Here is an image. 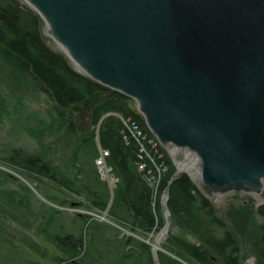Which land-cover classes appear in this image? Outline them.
Here are the masks:
<instances>
[{
	"label": "water",
	"instance_id": "1",
	"mask_svg": "<svg viewBox=\"0 0 264 264\" xmlns=\"http://www.w3.org/2000/svg\"><path fill=\"white\" fill-rule=\"evenodd\" d=\"M25 1L84 73L134 98L161 143L192 155L204 192L254 193L264 216V0ZM175 165L168 184L188 172Z\"/></svg>",
	"mask_w": 264,
	"mask_h": 264
},
{
	"label": "trees",
	"instance_id": "2",
	"mask_svg": "<svg viewBox=\"0 0 264 264\" xmlns=\"http://www.w3.org/2000/svg\"><path fill=\"white\" fill-rule=\"evenodd\" d=\"M43 26L41 15L26 1L0 0V58L30 76L48 93L56 116L76 140L74 160L79 151H83L84 167H80V171L86 172L78 183L77 176H69L60 170L42 152L23 147H11L8 158L27 174L46 176L68 184L74 190L78 183L85 188L93 206L105 208L111 198L108 185L94 176L91 140L98 129L101 144L109 149L108 164L119 177L112 193V215L145 233L159 229L163 223L152 206V187L138 167L139 145L134 138L128 142L124 138L126 127L121 116L138 121L144 132L153 135L134 106V99L76 69L65 53L48 43ZM159 150L164 153L162 159L168 163V170L159 185L157 207L161 205V193L168 189L171 222L176 221L184 230L183 233L167 231L162 246L175 256L168 257L158 249L161 264H244L243 255L248 254L250 248L257 264H264V219L258 215L254 198L249 197L239 205L231 203L224 213H220L212 197L187 172H180L168 184L175 167L163 147ZM94 182H97L96 186ZM77 214L79 223H84L83 219L88 215ZM79 227L77 223L70 229L53 233L56 243L69 253H79L86 241L82 230L77 229ZM186 233L195 239H190ZM135 242L139 249L150 254L151 260L154 259L150 245ZM245 247L248 252L244 251ZM118 252L122 255V264H127L129 252L124 247ZM57 259L64 261L62 256Z\"/></svg>",
	"mask_w": 264,
	"mask_h": 264
},
{
	"label": "rangeland",
	"instance_id": "3",
	"mask_svg": "<svg viewBox=\"0 0 264 264\" xmlns=\"http://www.w3.org/2000/svg\"><path fill=\"white\" fill-rule=\"evenodd\" d=\"M43 33L54 49L65 53L57 40L49 34L45 21ZM67 57L76 69L82 71L68 55ZM133 104L137 108L135 99ZM121 118L125 119L122 116ZM75 141L74 136L66 130L63 121L56 116L48 93L40 89L30 76L17 71L0 58V264H72V262L75 264H122V255L118 252L120 247H124L130 254L125 260L127 264H156L155 259H150L147 251L138 248L135 244L136 240L146 242L151 250L156 245L168 257H174L175 255L162 246L167 236V232L162 235V227L166 221L165 210L163 212L161 205L157 207L156 203L159 185L168 170V163L162 159L164 153L158 151L160 147H163L176 170L171 153L173 146L163 144L159 139L155 146L151 142L152 159L147 156L146 168L139 167L140 159L137 154L138 167L144 172V177L153 190L152 206L163 223L159 229L145 233L133 229L129 222L112 215L110 209L112 193L119 177L113 172L118 180L115 183L110 181L109 175L103 173L97 162L102 150L109 151L101 144L98 129L91 140L94 152V176L108 185L111 198L105 208L93 206L85 188L78 184L82 177L84 178L86 171H80V167H84L82 149L78 157L75 160L73 158ZM11 147H23L42 152L60 170L62 169L69 176L78 177V183L74 185L75 190L68 184L64 185L46 176L22 172L8 158ZM176 149H178L176 157L179 160L192 159L183 149ZM155 161L158 164L155 165ZM106 162L109 163L108 156ZM192 169L199 171L197 162L194 161ZM187 171L195 183L203 189L200 179H194L193 173ZM94 185L96 186L97 182H94ZM209 195L220 213H224L231 203L239 205L249 197L254 198L255 208L262 200L258 195L243 190L211 192ZM79 212L88 215L87 218H82L84 223H79L77 214ZM258 215L264 219V216ZM169 221L170 231L172 229L174 232L183 233L184 230L176 221L171 222L170 215ZM77 223L80 224L77 229L82 230L86 241L80 252L73 254L56 243L53 233L70 229ZM186 235L190 239H195L192 234L186 233ZM244 251L248 252V248L245 247ZM58 256H62L64 261L59 262ZM243 256L244 264H257V258L252 254L251 248L248 254ZM181 261L186 263L184 260Z\"/></svg>",
	"mask_w": 264,
	"mask_h": 264
},
{
	"label": "built area",
	"instance_id": "4",
	"mask_svg": "<svg viewBox=\"0 0 264 264\" xmlns=\"http://www.w3.org/2000/svg\"><path fill=\"white\" fill-rule=\"evenodd\" d=\"M124 123L126 126V130L124 131V138L128 142L131 138H134L137 143L139 144V152L138 156L140 159L139 167L140 168H146L147 167V160H145L148 157H151L150 154V143L152 142L154 146L156 145V142H158V138L155 135H149L142 129L141 125L138 123V121L127 118L124 119ZM109 151L108 150H102L99 158L97 159L98 164H100V167L105 175H109L110 181L115 183L118 180V177L113 174V167L111 165H108L106 162V157L108 156ZM144 160V161H143ZM156 165V161L154 162ZM158 164V163H157ZM160 165V164H159ZM160 168V166H157ZM154 177V176H153Z\"/></svg>",
	"mask_w": 264,
	"mask_h": 264
},
{
	"label": "bare ground",
	"instance_id": "5",
	"mask_svg": "<svg viewBox=\"0 0 264 264\" xmlns=\"http://www.w3.org/2000/svg\"><path fill=\"white\" fill-rule=\"evenodd\" d=\"M104 84V83H103ZM106 85V84H105ZM109 86V85H108ZM127 119V118H125ZM124 120V119H123ZM153 134V133H152ZM154 135V134H153ZM177 150L176 147H171V153L174 157V160L176 161V164L177 166L180 168V167H183V168H186L187 170H189V172H192L194 177L196 179H199L200 178V175H199V171H193L192 167L194 165V160L191 159L190 161H184V160H179L177 157H176V153H177ZM188 156L191 158L192 155L191 154H188ZM166 232H162V235L165 234ZM160 240V237L158 238V241Z\"/></svg>",
	"mask_w": 264,
	"mask_h": 264
}]
</instances>
